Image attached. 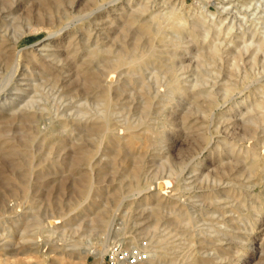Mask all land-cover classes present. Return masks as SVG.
I'll list each match as a JSON object with an SVG mask.
<instances>
[{"label": "rangeland", "instance_id": "obj_1", "mask_svg": "<svg viewBox=\"0 0 264 264\" xmlns=\"http://www.w3.org/2000/svg\"><path fill=\"white\" fill-rule=\"evenodd\" d=\"M180 3L0 1V264H264V0Z\"/></svg>", "mask_w": 264, "mask_h": 264}, {"label": "bare ground", "instance_id": "obj_2", "mask_svg": "<svg viewBox=\"0 0 264 264\" xmlns=\"http://www.w3.org/2000/svg\"><path fill=\"white\" fill-rule=\"evenodd\" d=\"M1 1V0H0ZM2 3V2H1ZM13 3H15V2H13ZM181 5H183L184 4V0H181V3H180ZM99 7V6H98ZM10 10L12 9H14V6H13V4H11L10 5V8H9ZM10 10H9V12H10ZM8 12V13H9ZM7 14V13H6ZM166 14H167V17H168V19H169V21H170V23L173 25V26H175L176 28H179L180 30H182V31H186L188 34H192L193 35V26H188V25H186L185 24V20H184V17H183V15H181V13L179 12V10H177V9H175V10H169V11H167L166 12ZM191 16V21H192V23L194 22V23H199L200 25L201 24H204L203 23V21H204V19H203V17L201 16V15H190ZM99 25V24H98ZM210 28V27H209ZM50 35V33H48V36ZM44 39H49L48 37H46V38H44ZM216 48V47H215ZM214 48V49H215ZM214 49H213V51H214ZM55 50V49H54ZM57 50V49H56ZM55 50V51H56ZM52 51V50H51ZM55 51H54V54H55ZM57 52V51H56ZM214 53H215V51H214ZM55 56V55H54ZM147 56V55H146ZM14 63H15V61H14ZM10 65H13V64H10ZM25 78V77H24ZM23 80V79H22ZM110 109V108H109ZM223 202V201H222ZM221 203V202H220ZM224 203V202H223ZM199 205V204H198ZM222 207V206H221ZM194 212V211H193ZM213 219V218H212ZM230 220V219H229ZM223 221V220H222ZM232 221V220H231ZM217 222H218V220H217ZM231 223V222H230ZM238 223V222H237ZM260 223V222H259ZM262 223V222H261ZM233 224V223H232ZM231 224V225H232ZM215 225V224H214ZM222 225H224V224H222ZM227 225V224H226ZM229 225V224H228ZM234 226V225H233ZM223 227V226H222ZM228 227V226H227ZM236 227V226H235ZM225 228V227H224ZM233 228V227H232ZM216 229H218V228H216ZM237 229V228H236ZM239 229V228H238ZM222 230H224V229H222ZM221 230V231H222ZM218 231V230H217ZM220 231V230H219ZM226 231V230H225ZM228 231H230V230H227V232ZM244 231H245V229H244ZM264 231V230H263ZM227 232H226V234H227ZM218 233V232H217ZM230 233V232H229ZM235 232H233V234H234ZM231 234V233H230ZM235 234H237V232L235 233ZM263 234V233H262ZM224 235V234H223ZM240 235V234H239ZM222 236V235H221ZM235 236V235H234ZM210 237V236H209ZM220 237V236H219ZM218 237V238H219ZM260 237V236H259ZM217 238V237H216ZM261 238V237H260ZM263 239V238H262ZM221 240V239H220ZM238 240V239H237ZM233 241V240H232ZM261 242V241H260ZM261 243H263V242H261ZM202 246V245H201ZM228 246H229V244H228ZM259 247V246H258ZM211 248V247H210ZM209 250H211V249H209ZM208 250V251H209ZM204 251V250H203ZM263 251V250H262ZM208 253V252H207ZM212 253V252H211ZM206 255V254H205ZM124 259V258H123ZM130 260H125L123 263H121V264H136V262H129ZM138 262V261H137ZM148 262V261H147ZM252 262V261H251ZM99 264H101V260H100V262H99ZM138 264H140V263H138Z\"/></svg>", "mask_w": 264, "mask_h": 264}]
</instances>
